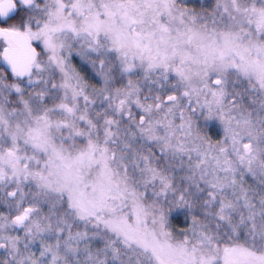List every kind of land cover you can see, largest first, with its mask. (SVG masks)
Here are the masks:
<instances>
[{
	"label": "snow or ice",
	"instance_id": "6c2138e0",
	"mask_svg": "<svg viewBox=\"0 0 264 264\" xmlns=\"http://www.w3.org/2000/svg\"><path fill=\"white\" fill-rule=\"evenodd\" d=\"M0 264H264V0H0Z\"/></svg>",
	"mask_w": 264,
	"mask_h": 264
}]
</instances>
